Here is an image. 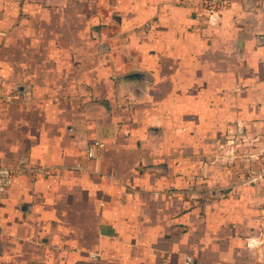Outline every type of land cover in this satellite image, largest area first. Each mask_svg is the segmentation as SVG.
<instances>
[{"label": "crops", "instance_id": "0c3cea01", "mask_svg": "<svg viewBox=\"0 0 264 264\" xmlns=\"http://www.w3.org/2000/svg\"><path fill=\"white\" fill-rule=\"evenodd\" d=\"M188 1L90 2L87 21L116 8L141 28L143 70L114 77L81 48L83 0H0V88L27 94L0 98V165L16 170L0 193V264H264V182L230 210L250 203L243 259L244 244L210 239V205L199 222L182 180L157 171L178 101L264 135V0L235 1L212 28Z\"/></svg>", "mask_w": 264, "mask_h": 264}, {"label": "rangeland", "instance_id": "374dc122", "mask_svg": "<svg viewBox=\"0 0 264 264\" xmlns=\"http://www.w3.org/2000/svg\"><path fill=\"white\" fill-rule=\"evenodd\" d=\"M90 2L92 3L93 0H83L82 31L83 38L85 36L86 38L82 42L81 48L93 49V56L96 58H94L92 65H94V62L96 63L95 65L98 67V71L102 72V76L106 73L104 74L101 67L107 68L108 71L115 67L114 77L130 71L143 70V66L140 65L142 64L140 58L143 59V52L140 51L142 47V41L139 40L140 26L129 25V21L122 24V11L116 8H109L108 11L106 9L100 10L101 15L105 11L103 16L107 15V20H101L100 16H97L98 23L87 21L86 17H91L89 16L91 13L99 12L93 10ZM188 3L193 8L192 14L201 19V22H204V18L207 17L205 24L212 28L216 27L218 18L225 10L230 9L234 2L232 1L226 6H215L210 1L205 3V0H190ZM66 17H69L68 14ZM132 18L130 16L131 20ZM69 29L70 26L68 25V33L71 32ZM117 32H120L123 37L112 40L109 39L111 37H106L108 34ZM99 33H103L105 37H100ZM87 34H89V37ZM70 43L72 42L67 41L66 46ZM105 46L108 50H105ZM85 64H88V62ZM165 75L166 77L169 76V74ZM24 91L20 89L17 92L14 88L6 89L2 87L0 88V98H4L6 102L16 97L26 98L25 95L27 94ZM197 93L199 94L200 90ZM131 100L126 98L125 105L122 108L134 106L136 103L134 99ZM199 100H201V96ZM182 101L184 102V100ZM207 108L200 104L185 106L181 101L177 102L175 108L173 106V114H169L171 116V120L168 122L170 128L167 130V136L163 137L162 142H160L159 151L161 154L157 158V166L160 167L157 168V171L162 174L164 172L172 180H182V186L179 187L180 194L184 193L183 195H186L184 197L188 199V202L189 196L187 194H191L194 206L197 209L199 222L200 220L208 221L207 214H204L203 209L207 203L210 205L212 212L209 216V225L210 228L212 226L213 231H211L210 239L216 242L218 240L225 242L231 250L241 248L237 247V243L242 244V246L244 244L243 248H247H242V258L244 259L247 257L245 254L248 255L251 247L252 236L249 235L250 227L248 226L250 203L249 201L242 202V209L246 210L245 213L236 209L233 215V211L231 214L230 210L238 206L235 202L237 194L248 196L249 191L246 190H249L250 186L264 182V135L252 134L249 126L245 129L243 123L239 124L232 120H226L225 122L217 120V111H212L215 119L210 120L207 124ZM205 123L209 134L203 136L201 133L205 130ZM185 204L186 202H183V205ZM218 204L222 209L221 217L217 216ZM221 222L223 223L221 224ZM195 231L202 234V227L196 226ZM233 241L236 242L234 247L232 246ZM9 262V256H3L1 263L9 264ZM244 262L243 264H246Z\"/></svg>", "mask_w": 264, "mask_h": 264}, {"label": "built area", "instance_id": "2783aa9c", "mask_svg": "<svg viewBox=\"0 0 264 264\" xmlns=\"http://www.w3.org/2000/svg\"><path fill=\"white\" fill-rule=\"evenodd\" d=\"M209 1L215 4V6H226L232 1L246 2L247 0H205V3H208ZM101 147L102 145L100 143L97 142L92 143L91 146L87 149V156L89 158H93L94 157L93 149L101 148ZM15 173L16 170L14 168L0 165V193H5L8 190V188L12 184L13 176ZM186 264H190V261L187 260Z\"/></svg>", "mask_w": 264, "mask_h": 264}, {"label": "water", "instance_id": "95a60500", "mask_svg": "<svg viewBox=\"0 0 264 264\" xmlns=\"http://www.w3.org/2000/svg\"><path fill=\"white\" fill-rule=\"evenodd\" d=\"M133 77V76H132Z\"/></svg>", "mask_w": 264, "mask_h": 264}]
</instances>
